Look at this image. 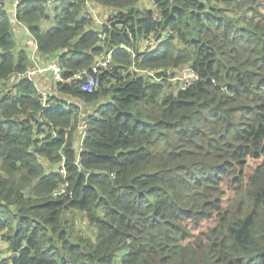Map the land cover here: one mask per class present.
<instances>
[{"label":"trees","instance_id":"trees-1","mask_svg":"<svg viewBox=\"0 0 264 264\" xmlns=\"http://www.w3.org/2000/svg\"><path fill=\"white\" fill-rule=\"evenodd\" d=\"M61 1L49 15L43 0H20L16 18L39 51H59V92L108 101L86 117L78 151L75 107L55 95L42 106L27 79L0 93V241L10 252L0 264H264V0L244 2L254 5L247 18L210 0H153L155 10L93 0L116 10L103 39L84 0ZM150 39L156 46L141 49ZM14 46L0 10V80L27 67ZM109 50L94 91L71 83L70 70ZM189 67L198 78L171 91L169 74ZM248 158L260 162L246 175ZM223 182L233 191L225 204ZM77 212L93 238L75 228ZM208 219L192 236L186 223Z\"/></svg>","mask_w":264,"mask_h":264},{"label":"crops","instance_id":"crops-1","mask_svg":"<svg viewBox=\"0 0 264 264\" xmlns=\"http://www.w3.org/2000/svg\"><path fill=\"white\" fill-rule=\"evenodd\" d=\"M43 1H44V5L47 8V5L45 4V0H43ZM56 1H58V2L53 6V8L65 5V3H63L61 0H54L53 2H56ZM139 2H140V0H139ZM138 3H137V6H138ZM18 4L16 6L13 3L10 4L9 8L6 9L5 13L7 14V16L9 18V20H10L11 33L13 35V40H14V43H15V46H16V50L13 48V52H14L15 55L19 51H24L25 52V58L27 60V67L22 72L15 71L16 73L13 74L12 76H10L9 78H7L5 80H0V93L10 92V93L14 94L16 89L18 88L17 86H18L19 82H21L24 79H27L28 81L32 82V84L35 86V92L38 94V91H41V88H46V87L45 86L39 87L37 85V78H39V76H43V75L45 76L46 75V79H48L50 82H53L52 87H49V88L52 89V93L54 92L55 96H58L57 103L60 106H64V107L73 106V107H75L74 110H76V112L78 113L77 114V121H74L73 118H72V120L70 122V126L75 124V130H74V132L72 134V137L74 138V141H76L75 142V146H74V148H75L82 141V137H83V134H84L85 129H86V117L89 116V115H93L96 118L98 116L97 111H96L97 110V105L107 102L108 101V97L107 96H103V97L98 98L94 102L87 103V102H85L84 100L78 98L75 95L68 94V93L63 92V91L59 92L57 90L56 85H55V83L57 81H55L53 77H52L53 79L51 78V75H49L50 74L49 72H45L43 74L37 73V74L34 75V77H32V79H29L27 77H24V78L19 77V74L27 71L28 69H31V68H34V67H37V66H43L47 62H50L53 58L59 57V55H58L59 51H54V52L46 54V53H43V52L38 50L35 38L32 35V33L30 32V30L27 27V25L24 22L20 21L18 18H16L15 14H16V9H17ZM85 5H89L91 7L92 15H89L90 13H88L87 10H85ZM95 9H98L96 11H100L101 13H106L110 9H114V7L105 6L103 4L95 2L93 0H84L83 1L82 14L86 15L87 17H90L92 19V23L90 24V26H91V28L93 30L98 31V29L95 27V21H94V14H95L96 11H93V10H95ZM88 10L90 12V9H88ZM47 11H48L49 15H52V8H51V10L47 8ZM44 21H49V26H47V27L54 26V19L53 18L45 19V20H43V22ZM43 22L42 23L40 22V27H41V29L44 30L47 27H45L43 25ZM14 30H15V33H16L15 34L16 35V39L18 40V37H19V42L22 43L24 47L17 45L16 39L14 37ZM22 35H24L25 37L28 35L30 37V39L27 40V46H25V43L22 42V38H21ZM150 40H146L147 42H144V43H146L144 49L153 48V47L156 46V45L148 46V43H149ZM143 47H144V44L142 43L141 49H143ZM59 61H60V58H59ZM60 64H61V61H60ZM183 69L185 70L186 68H183ZM80 70H82V69H80ZM190 70L193 71L189 67L188 71H190ZM70 71H72V70H70ZM76 71H78V70H76ZM9 81H11V82H9ZM71 83H72V81H71ZM2 85H6V87L2 88ZM15 99H16V97H13V100H15ZM83 106H91V108L86 109V111H84L83 110ZM74 110H73V114L75 112ZM70 126H68L66 128L68 131L70 129ZM51 134L54 135V132H52ZM36 138H38V137H36ZM40 162L42 163L46 173L54 170L55 166L51 165L48 160L42 159ZM62 166H63V164L60 165L58 171L60 172V174L65 175V169H64V166H63V169H62Z\"/></svg>","mask_w":264,"mask_h":264},{"label":"rangeland","instance_id":"rangeland-1","mask_svg":"<svg viewBox=\"0 0 264 264\" xmlns=\"http://www.w3.org/2000/svg\"><path fill=\"white\" fill-rule=\"evenodd\" d=\"M210 1L212 4L216 5L217 7L223 8L227 14L234 16V17L247 18L249 17L250 13L253 12V6H254L253 4L251 3L244 4V2H246L247 0H228V3H229L228 5L223 4L222 2H219L216 0H210ZM57 2L58 1L53 2L51 5L47 6V8L48 9L53 8V6ZM138 8H152L155 10V2L153 0H140V2L138 3ZM88 9H90V12ZM85 10H87V12L90 13L89 15H92L91 7L89 5H85ZM96 10L98 9H95L93 11H96ZM115 12H116L115 9H110L106 13H101L100 11H96L94 14L95 27L99 29L101 27L100 25L101 22L110 24L109 19L112 18ZM43 25L45 27L49 26V21H44ZM15 34L16 33L14 30V37L16 39ZM21 38H22V42L25 43V46H27V40L30 39V37L28 35L26 37L22 35ZM16 42L18 46L24 47L23 44L19 42V37H18V40L16 39ZM143 44H144V47H143L144 49L146 43H143ZM14 49L16 50V46H14ZM173 73L175 74H169L171 75V77L169 76L166 80V82L170 86L171 91L175 90L177 87H180L181 85L183 86L184 83L190 79L188 77L189 75L188 69L184 70L181 68H175L173 70ZM52 84L53 82H50L48 79H46V75L39 76V78H37V85L39 87L45 86L46 88H41V91L46 92L48 95L52 94V89L49 88V87H52ZM5 87L6 85H2V88H5ZM89 108H91V106H83L84 111H86V109H89ZM259 162H260V159L248 158L247 164L245 167L246 175H249ZM222 190L224 192L223 203L225 204L227 201H229L232 198L233 191H232V188L226 182L222 183ZM212 224H214V219L203 220L198 226H194V225L191 226L189 222L186 223L187 227L191 231L192 236L196 235L199 229H203L206 226L212 225ZM74 226L77 230L84 233L85 236L93 238L92 228L87 223V221L83 218V215L79 212L75 213ZM6 247H7V243L1 239L0 241V260L5 259L9 257L10 255V252L6 249Z\"/></svg>","mask_w":264,"mask_h":264},{"label":"built area","instance_id":"built-area-1","mask_svg":"<svg viewBox=\"0 0 264 264\" xmlns=\"http://www.w3.org/2000/svg\"><path fill=\"white\" fill-rule=\"evenodd\" d=\"M53 1L54 0H45V4L49 6L53 3ZM19 2L20 0H0V10L6 11V9L9 8L10 4L13 3L16 6ZM100 25L101 27L98 29V36L100 39H103L104 33L101 32V30L103 27H106V28L110 27V24L101 22ZM157 42L158 40L151 39L148 43V46H154L157 44ZM112 63H113L112 52L110 50L106 51L105 53H100L94 57V61L90 64L88 69L84 68L78 71H70L71 73L70 77L72 78V82L80 81V89L85 92L90 93L94 91L96 88V83H97L96 76L103 70L108 69ZM137 71H140L139 74L141 75H146L148 78L154 79L153 81L161 82L160 78L155 76L156 70L154 69H141ZM45 72H49L55 81H64V79L62 78V67L59 61V57L53 58L50 62H47L43 66H37L31 69H28L27 71L19 74V77H22V78L27 77L29 79H32V77H34L35 74L37 73L43 74ZM188 77L190 79L198 78V76L191 70L189 71ZM67 81H70V79H67ZM186 83L187 82H185L183 86L181 85V87H185ZM38 94L40 96V103L42 106L44 107L51 106L52 100L50 99V97L55 95L54 92L48 95L44 91H38ZM79 150H81V143L78 145V151ZM75 164H77V161ZM62 169H63V166H62ZM66 186H67V183L66 182L63 183V185L54 192V195L62 194L65 191Z\"/></svg>","mask_w":264,"mask_h":264}]
</instances>
